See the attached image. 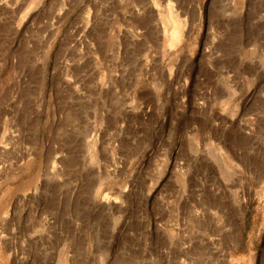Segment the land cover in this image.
I'll list each match as a JSON object with an SVG mask.
<instances>
[{
    "label": "rangeland",
    "instance_id": "374dc122",
    "mask_svg": "<svg viewBox=\"0 0 264 264\" xmlns=\"http://www.w3.org/2000/svg\"><path fill=\"white\" fill-rule=\"evenodd\" d=\"M260 116L264 0H0V264L187 263L221 144L246 204L237 244H217L260 264Z\"/></svg>",
    "mask_w": 264,
    "mask_h": 264
},
{
    "label": "bare ground",
    "instance_id": "6f19581e",
    "mask_svg": "<svg viewBox=\"0 0 264 264\" xmlns=\"http://www.w3.org/2000/svg\"><path fill=\"white\" fill-rule=\"evenodd\" d=\"M165 20L167 23L164 25V32L170 38V47H174L181 40L183 28H185L188 21L181 17L179 13H174L172 8L169 10ZM227 100L223 99L220 102L221 104H225ZM261 106L260 104L259 109H261ZM238 114L239 109L236 113H233L232 123L237 127V130L240 131L238 133H241L242 136L245 131L250 134L253 127L248 122H243V117L237 118ZM260 117L259 126L264 128V116ZM247 128L248 130H245ZM206 144L212 145L209 143ZM217 147L216 168L212 173L208 174L209 177L204 181V186H209L207 187L209 191L204 192L200 199V205L195 207L198 212L197 218L199 219V225L201 226L199 235H196V237H199L200 248H195L194 244H192V222L194 220L193 209L195 205L193 207L189 206L190 209L187 217L189 229H187L186 242L185 246H183V256L185 255V258H187V263L185 264H232L229 258L230 253L225 252L217 243L222 242L227 248H230L234 245V241L232 244L231 241L235 238V244H237L246 204V199L243 195L245 194V189L242 191L240 188H237V185H239V179H243L242 172L245 171L246 166L237 160L240 159L242 162H245L237 150L230 149L222 144ZM246 148L242 152L244 159L246 158L245 154L248 153ZM235 174L236 177H234ZM210 176L212 179H216L215 183H212L214 184V188L210 185L211 183L208 184ZM220 176L224 180H222V187L220 185L216 187ZM194 255H199V261L197 263L193 261ZM255 256L257 257V255ZM259 259H261L259 263L264 264V257L260 256Z\"/></svg>",
    "mask_w": 264,
    "mask_h": 264
}]
</instances>
